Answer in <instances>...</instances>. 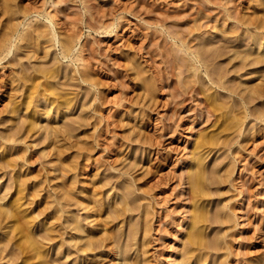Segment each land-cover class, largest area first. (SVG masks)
I'll return each instance as SVG.
<instances>
[{
    "label": "rangeland",
    "instance_id": "obj_1",
    "mask_svg": "<svg viewBox=\"0 0 264 264\" xmlns=\"http://www.w3.org/2000/svg\"><path fill=\"white\" fill-rule=\"evenodd\" d=\"M36 29L45 35L37 39L40 44L33 37L23 39V34ZM6 34H12L8 42L3 41ZM63 40L70 41L69 58L61 56ZM1 46L8 52L0 60V207L10 199L14 183L24 181L20 209L27 210L34 235L47 230L50 235L49 241L41 239L46 264H180V256L189 254L182 243L186 244L189 232L187 222L196 206L205 205L204 214L209 211L211 219L201 228L209 242L202 237L201 246L191 249L194 264H264V61L258 65L255 61L259 52L264 55V0H0ZM210 48L219 49L213 50L219 58L210 56ZM77 53L82 61H71ZM246 54L254 62L246 60L249 66L239 70L240 58ZM51 66L58 67L61 76L52 81L56 88L69 79L65 75H71L72 85L63 88L70 89L73 110L55 119L59 111L39 103L37 127L28 134L21 126L29 109L11 111L12 104L22 101V88L20 93L16 88L19 76ZM80 75L88 77L83 82ZM45 107L53 111L49 119H44ZM199 154L205 171L200 185L207 196L200 207L191 205L195 199H190L187 184L199 170ZM10 156L14 167L8 164ZM71 219H78L93 236L95 242L86 234L84 240L93 241L94 249L88 246L79 252L86 241L80 242L73 230L65 233ZM1 222L0 253L6 255L12 249L8 241L13 233L1 226L10 225L6 220ZM4 229L8 234L2 237ZM159 251L164 254L159 256ZM3 254L0 264H11L6 262L8 254Z\"/></svg>",
    "mask_w": 264,
    "mask_h": 264
},
{
    "label": "bare ground",
    "instance_id": "obj_2",
    "mask_svg": "<svg viewBox=\"0 0 264 264\" xmlns=\"http://www.w3.org/2000/svg\"><path fill=\"white\" fill-rule=\"evenodd\" d=\"M7 6H8V4H7ZM7 8V7H6ZM5 8V9H6ZM8 8H9V6H8ZM10 10V9H9ZM50 17V16H49ZM49 22L53 25V22H52V18L50 17V19H49ZM234 30V29H233ZM236 30V29H235ZM237 31V30H236ZM229 32V31H228ZM232 32H230V34H231ZM9 34V33H8ZM8 34H6L4 37H3V41L4 42H8V41H10V39H11V37H12V34H10V35H8ZM233 34V33H232ZM8 35V36H7ZM22 37H23V39H25V41H28L29 39H32V37H33V39H34V41H35V43H36V45H38V44H40L38 41H37V39L38 38H44L45 37V35L44 34H42V32L40 31V30H38V29H36L35 31H33V32H28L26 35H22ZM226 37V36H225ZM219 38H221V37H219ZM50 40H52V38H49ZM225 39V38H224ZM49 40V41H50ZM219 40V39H218ZM60 44H61V48H62V53H61V56H62V58H69V55L71 54V44H70V41H61L60 42ZM225 44V43H224ZM228 45V44H227ZM260 45V44H259ZM3 46H5V45H3ZM221 46V45H220ZM219 46V47H220ZM226 46V45H225ZM231 46V45H230ZM6 47V46H5ZM9 47V46H8ZM223 47V46H222ZM222 47L220 48V49H222ZM256 47H258V44H257V46ZM260 47V46H259ZM262 47V46H261ZM227 48H228V46H227ZM230 48H232V47H230ZM248 48V47H247ZM252 48V47H251ZM217 49V48H216ZM210 50H212L211 48H210ZM213 50H215V49H213ZM212 50V55H210V56H213L214 55V57H215V55L217 56L218 55V53H214L213 54V51ZM219 49H217V51L215 50V52H219L218 51ZM250 50V49H249ZM221 51V50H220ZM258 51V50H257ZM7 52H8V48H2V46L0 47V60H2V59H4L5 57H7ZM207 52H209L208 50H207ZM226 52H228L227 50H226ZM241 52V51H240ZM248 52V51H247ZM262 52V51H261ZM221 53V52H220ZM239 53V52H238ZM246 52H244V54H245ZM263 53V52H262ZM209 54H211V53H209ZM223 54H225L224 52H223ZM241 54V53H240ZM239 54V55H240ZM253 54H255V53H253ZM250 55H252V54H250ZM220 56V55H219ZM256 56V55H255ZM264 55H262L260 52H259V54L256 56V62H257V65L259 64L258 63V61H264V57H263ZM44 57H46V56H44ZM218 57V56H217ZM248 57H252L253 58V56H249V55H247L246 54V56H241V58L240 59H242L240 62V65H239V67H237L238 65L235 63L234 65H236V67L237 68H239V70L241 69V68H243V69H245V67H246V65L248 64V66H249V63H245V61L246 60H248V61H250L249 59H247ZM213 58V57H212ZM216 58V57H215ZM214 58V59H215ZM219 58V57H218ZM255 58V57H254ZM232 60H233V58H231ZM235 59V58H234ZM82 61V57H81V55L79 54V53H77V55L75 56V59H71V61ZM213 61V60H212ZM239 61V60H238ZM252 61H253V59L251 60V63H252ZM263 61L261 62V63H263ZM8 62H10V61H8ZM233 62H234V60H233ZM254 62V61H253ZM251 63H250V65H251ZM260 63V64H261ZM230 64L228 63V66H229ZM253 65L254 66H256L254 63H253ZM231 66H233L232 64H231ZM252 66V65H251ZM233 67H235V66H233ZM40 68V67H39ZM237 68H235V70H237ZM242 71V70H241ZM240 71V72H241ZM24 72H26V69H25V71ZM29 72V73H28ZM27 73H23V72H21V73H23L22 74V78H21V75L19 76V78H20V84L18 85V87H16V88H19L17 91L20 93V89H21V102H20V104L19 103H14V104H12L13 106H11L10 108L11 109H13V110H11V111H13V112H15V111H22L23 109H25V111L27 110V109H29V111L27 112V114H26V116L24 117V121H22V123L24 122H27V125L26 126H24L23 124H22V126L21 127H23L24 128V131H28V134L30 133L29 131H31V128H33L34 127V125H36V123H37V120H35L34 121V118L35 117H37V116H39V114H40V112L41 111H39V112H37V110L35 109V108H37L38 107V104L39 103H42V102H46V103H48V105L49 106H51V107H53L54 108V111L55 110H58L59 112H58V114H57V116L55 115L54 117H55V119H56V117H61L62 115H61V113H63V112H67V111H71V110H73L72 108H70V101H72V99L71 98H69V95L71 94V92H70V94L68 93L69 91L68 90H70V89H66L65 90V88H63V87H68V86H70V85H72V84H70V83H72V82H68L69 81V79H70V77H71V75H69V74H67V75H65V76H67V78H69L68 80H66V82L64 83V84H60L59 86L60 87H58V88H56L54 85H53V79H54V81L56 82V80L55 79H57V77H59L60 76V73H59V69H58V67H56V66H51V67H47V68H42V69H33V70H31V71H28ZM232 72V71H231ZM234 73H236L235 71H233ZM238 72V71H237ZM20 73V74H21ZM69 73V72H68ZM230 73V72H229ZM81 74H83L82 73V71H81ZM68 75L70 76V77H68ZM237 75V74H236ZM63 76V75H62ZM75 76V75H74ZM81 76V75H80ZM220 76V75H219ZM61 77V76H60ZM64 77V76H63ZM84 77V76H83ZM83 77L81 76V80L84 82L85 80L83 79ZM86 77H88V76H86ZM86 77H84L85 79H86ZM66 78V77H65ZM73 78V77H72ZM219 79V78H218ZM218 79H216V80H218ZM65 79H63V81H64ZM74 80H76V79H74ZM88 80H90V79H88ZM88 80H86V81H88ZM57 82H58V80H57ZM58 83H60V79H59V82ZM55 84V83H54ZM74 84V83H73ZM56 85H58V84H56ZM236 85H237V83H236ZM74 86V85H73ZM72 86V87H73ZM77 86V85H76ZM231 86V85H230ZM238 86V85H237ZM235 87V86H234ZM228 88H231V87H228ZM236 88V87H235ZM11 89V88H10ZM12 90H14V89H12ZM15 90V91H16ZM229 91H230V89H228ZM233 90H234V88L231 90L232 92H233ZM236 91V90H235ZM252 91V90H251ZM254 91V90H253ZM255 91H256V89H255ZM237 93V92H236ZM240 94V93H239ZM243 94V93H242ZM252 94H253V92H252ZM260 94V93H259ZM258 94V95H259ZM255 95V93L253 94V96ZM51 96V97H50ZM241 96V95H240ZM252 96V95H251ZM19 97H20V94H19ZM73 97H75V96H73ZM248 97H249V95H248ZM247 97V98H248ZM246 98V97H245ZM250 98V97H249ZM43 99V100H42ZM23 101H25V102H23ZM85 101V100H84ZM15 102H17V101H15ZM10 103V102H9ZM12 103V102H11ZM10 103V104H11ZM46 103H44L45 105H46ZM74 103H75V101H74ZM83 104V103H82ZM85 104V103H84ZM75 105V104H74ZM73 105V106H74ZM84 106V105H83ZM82 106V107H83ZM85 106H86V104H85ZM81 107V106H80ZM87 107V106H86ZM85 107V108H86ZM88 108V107H87ZM43 109V108H42ZM206 109V108H205ZM41 110V109H40ZM80 110H82V109H80ZM83 110H85V109H83ZM18 111V112H19ZM42 111H44V110H42ZM45 111H47L46 112V114H45V116H44V119H49L50 118V107H48L47 109H46V107H45ZM51 112H53V111H51ZM83 113H84V111H82ZM207 112V111H206ZM17 113V112H16ZM22 113H24L23 115H25V112H22ZM21 113V114H22ZM47 113H49V114H47ZM207 113H209V112H207ZM246 113V112H245ZM18 114V113H17ZM19 115V114H18ZM42 115V114H41ZM52 115V114H51ZM61 115V116H60ZM15 117V116H14ZM43 117V116H42ZM53 117V118H54ZM79 117H80V115H79ZM78 117V118H79ZM257 117H260V116H257ZM20 118V117H19ZM64 118V117H63ZM63 118H62V120H63ZM77 118V120H81V119H78ZM240 118V117H239ZM238 118V119H239ZM66 119V118H65ZM64 119V120H65ZM83 119V118H82ZM18 120V119H17ZM21 120H23L22 118H21ZM64 120H63V122H64ZM72 120V119H71ZM240 120V119H239ZM14 121V120H13ZM50 121V120H49ZM78 121V122H79ZM8 122H10V121H8ZM14 122H16V125H17V121L15 120ZM40 122V121H39ZM38 122V123H39ZM70 122V121H69ZM73 122L74 123H78V122H75V120H73ZM82 122V121H81ZM41 123V122H40ZM66 123V122H65ZM72 123V122H71ZM83 123V122H82ZM237 123V122H236ZM20 124V123H19ZM13 124H11V126H12ZM40 124H38V126H39ZM46 126H47V124H45ZM44 125V126H45ZM66 125V124H65ZM67 125H69V124H67ZM72 125V124H71ZM81 125H83V124H81ZM10 126V127H11ZM42 126V125H41ZM44 126H42L43 128H45ZM70 126V125H69ZM9 127V126H8ZM36 127H37V125H36ZM48 127V126H47ZM63 127H65L64 125H63ZM68 127V126H67ZM72 127H76V126H72ZM79 127V126H78ZM15 128H17V127H15ZM35 128V127H34ZM33 128V129H34ZM49 128H50V126H49ZM61 128V127H60ZM69 128V127H68ZM10 129V128H9ZM21 129V128H20ZM41 129V128H40ZM53 129V128H52ZM62 129H65V128H62ZM14 130V129H13ZM13 130H9V134H10V131H12V132H14ZM18 130V129H17ZM49 130H51V129H49ZM54 130V129H53ZM66 130H68V131H70L69 129H66ZM5 131V130H4ZM7 131H8V128H7ZM6 131V132H7ZM16 131V130H15ZM37 131V130H36ZM38 131H39V129H38ZM46 131V130H45ZM48 131V130H47ZM56 131V130H55ZM62 131V130H61ZM67 131V132H68ZM71 131H72V128H71ZM70 131V132H71ZM26 132H25V134H26ZM59 132H60V130H59ZM63 132H64V130H63ZM2 133V132H1ZM17 133H18V131H17ZM34 133V132H33ZM32 132H31V134H33ZM55 133V132H54ZM65 133V132H64ZM4 134V133H3ZM8 134V135H9ZM13 134V133H12ZM28 134H26L27 136H28ZM52 134H53V132H52ZM70 133H68V135H69ZM13 135H15V132H14V134ZM19 135V134H18ZM48 135H50V134H48ZM57 135V134H56ZM61 135V134H60ZM63 135V134H62ZM67 135V134H66ZM3 136V135H2ZM1 136V137H2ZM50 136H52V137H54L53 135H50ZM58 136H59V134H58ZM58 136L56 137V138H58ZM0 137V138H1ZM15 137V136H14ZM26 137V136H25ZM24 137V138H25ZM61 136H59V138H60ZM64 137V136H63ZM7 138V137H6ZM12 137H10V139H11ZM19 138V137H18ZM24 138H23V140H24ZM46 138H47V136H46ZM49 138V137H48ZM4 139V138H3ZM2 139V140H3ZM13 139V138H12ZM22 139V138H21ZM16 140V139H15ZM204 140V139H203ZM207 140V139H206ZM205 140V141H206ZM4 141H5V139H4ZM19 141H21V140H19ZM209 141V140H208ZM208 141L206 142V143H208ZM210 142H212V141H210ZM10 143V142H9ZM202 143V144H201ZM200 143V145H201V147H202V145L204 144L203 143V141ZM209 144H211V143H209ZM10 145V144H9ZM206 145V144H205ZM16 146V145H15ZM200 150H201V148L200 147H198ZM198 149V150H199ZM21 151H22V149H21ZM20 151V152H21ZM15 152V151H14ZM23 152V151H22ZM13 154V153H12ZM23 154V153H22ZM21 154V155H22ZM14 155V154H13ZM16 155V154H15ZM18 155V154H17ZM200 155V154H199ZM27 156V155H26ZM24 157V156H23ZM8 158V157H7ZM13 158V157H12ZM15 158V157H14ZM16 158L18 159V157L16 156ZM5 159H6V156H5ZM9 159V158H8ZM10 159H11V156H10ZM203 158H202V155H200L199 156V161H197L198 163H196L197 164V166H198V168H199V170H198V172L196 171V173L194 174V173H192V174H194V176L192 175H190V178H189V180L187 179V181L189 182H187V184L190 186H188L189 188H190V190H191V192H190V194H189V197H190V199H195L194 201L193 200H191V203H193V204H191V205H198L199 207H200V205H201V202L203 201V199H204V197H207V196H203L204 194H203V189H202V184L200 185V183H202L201 181H203V179H202V177H204L205 175H204V166H203V160H202ZM2 160H3V158H2ZM1 160V161H2ZM7 160V159H6ZM12 160L13 159H11V162H9V161H6L5 162V164L6 163H8V164H11L12 163ZM28 160V159H27ZM205 160V159H204ZM30 161V160H29ZM28 162V161H27ZM13 163H15L14 161H13ZM12 163V164H13ZM22 163V162H21ZM3 164H4V162H3ZM5 165L4 167H8L9 165ZM17 164V163H16ZM24 165V164H23ZM206 165V164H205ZM13 167H14V164L12 165ZM196 166V165H195ZM0 167L2 168L3 166H2V163L0 164ZM10 167H11V165H10ZM18 167V166H17ZM22 167V166H21ZM0 168V169H1ZM217 168V167H216ZM3 169V168H2ZM26 169V168H25ZM206 169V168H205ZM214 170H215V168H213ZM212 169V170H213ZM20 170H21V168H20ZM195 170V169H194ZM217 170V169H216ZM9 171V170H8ZM10 171H12V170H10ZM25 171V170H24ZM3 172V171H2ZM16 172H18V171H15V174H17ZM8 173H10V172H8ZM23 173V172H22ZM26 173V172H25ZM24 173V174H25ZM2 174V173H1ZM7 174V173H6ZM19 174V173H18ZM21 174V173H20ZM19 174V175H20ZM203 175V176H202ZM30 176V175H29ZM20 177V176H19ZM28 177V176H27ZM189 176H187V178H188ZM15 178V177H14ZM22 178V177H21ZM21 178H19L20 180H21ZM24 178V177H23ZM22 178V180H25V181H27L28 179H30V178H28L27 180L24 178L23 179ZM15 179H18V177L17 178H15ZM202 179V180H201ZM205 179V178H204ZM201 180V181H200ZM10 181V180H9ZM29 181V180H28ZM19 182H22V181H19ZM18 182V183H19ZM32 182V181H31ZM23 183H24V181H23ZM23 183H19V184H15L14 183V191H13V193L11 194V197H10V199L3 205V206H1L0 207V219H2V222H4V220H6L7 221V223L6 224H10L9 226H5V224H4V226L3 225H1L3 228H6V227H10L11 228V233H13V234H11V235H9L11 238H9L10 240L8 241V239H7V241H8V244H10L9 246H7V248L9 247V248H11V246H12V249H11V252H9V253H7L8 254V261H6V262H9V263H11V264H46L45 262H44V257H43V252L45 251V247H44V244H42V240H48L49 238V234L47 233L48 232V230H47V232L45 233V232H43L44 234H41V235H34V233L32 232V229H31V225H30V222H32L31 221V219H30V216L29 215H26L24 212L25 211H27V210H25L24 211V209H20V207L21 206H23L22 205V202H21V199H23L22 198V193H23V191H21V190H23V188L21 187L22 186V184ZM43 183V182H42ZM41 183V184H42ZM32 184V183H31ZM12 185V184H11ZM24 185V184H23ZM37 185V184H36ZM10 186V185H9ZM8 186V187H9ZM39 186V184L37 185V187ZM72 186V185H71ZM7 187V186H6ZM24 187V186H23ZM33 187H35V186H32L31 188H33ZM10 188V187H9ZM22 188V189H21ZM27 188V187H26ZM30 188V187H29ZM70 188H72V187H70ZM74 188V187H73ZM34 189V188H33ZM33 189H31L32 191H33ZM38 189V188H37ZM9 190V189H8ZM28 190V189H27ZM34 190H36V189H34ZM63 190V189H62ZM67 190H69V189H67ZM70 190H72V189H70ZM7 191V190H6ZM10 191H11V189H10ZM64 192H65V190H63ZM31 192V191H30ZM34 192H36V191H34ZM71 192V191H70ZM6 193V192H5ZM8 193H9V191H8ZM33 193V192H32ZM38 193H39V191H38ZM67 193V192H66ZM207 193H208V191H207ZM28 194V193H27ZM34 194V193H33ZM60 194V193H59ZM65 194V193H64ZM73 194V193H72ZM6 195V194H5ZM8 195V194H7ZM29 195V194H28ZM53 195V194H52ZM61 195V194H60ZM67 195V194H66ZM76 195V194H75ZM75 195H73V197L71 196V195H69V196H71L72 198H74V196ZM30 196H32V195H30ZM36 196V195H35ZM55 196V195H54ZM64 196V195H63ZM79 196V195H78ZM24 197V196H23ZM29 197V196H28ZM34 197V196H33ZM57 197V196H56ZM58 197H59V195H58ZM57 197V198H58ZM77 197V196H76ZM209 197V196H208ZM0 198H2V196L0 197ZM3 198H5V197H3ZM25 198H26V196H25ZM30 198H32V197H30ZM61 198H62V195H61ZM67 198H69L68 196H67ZM66 198V199H67ZM123 198V197H122ZM122 198H120V199H122ZM210 198V197H209ZM59 199V198H58ZM64 199V198H63ZM71 199V198H70ZM77 199V198H76ZM75 199V200H76ZM95 199V198H94ZM4 200V199H3ZM25 200V199H24ZM67 200H69V199H67ZM66 200V201H67ZM72 200V199H71ZM70 200V201H71ZM75 200H74V202H75ZM82 200V199H81ZM187 200V199H186ZM28 201V200H27ZM31 201V200H30ZM56 201V200H55ZM58 201H60V200H58ZM64 201V200H63ZM69 201V202H70ZM83 201V200H82ZM122 201V200H121ZM193 201V202H192ZM32 202V201H31ZM30 202V203H31ZM74 202H72L73 203V205H74ZM78 202V201H77ZM97 202H98V200H97ZM99 202H100V200H99ZM188 202V201H187ZM190 202V201H189ZM24 203V202H23ZM29 203V204H30ZM65 203V202H64ZM79 203V202H78ZM78 203H76V204H78ZM124 203V202H123ZM122 203V204H123ZM210 203V202H209ZM27 204H28V202H27ZM55 204V203H54ZM66 204V203H65ZM70 204V203H69ZM99 204H101V203H99ZM205 204H207L208 205V202L207 203H205ZM204 204V205H205ZM26 205V204H25ZM60 205H63V203L62 204H60ZM59 205V206H60ZM79 205V204H78ZM78 205H76V206H78ZM112 205V204H111ZM129 205V204H128ZM127 205V206H128ZM202 205H203V203H202ZM64 206V205H63ZM66 206V205H65ZM68 207L70 206V205H67ZM75 206V207H76ZM143 206V205H142ZM206 206V205H205ZM203 207V209H200V208H197V206H196V209H193V215H191L190 217V221H188L187 223V229L189 230V232H188V235H187V237H186V244L184 243V242H182L186 247H188L185 251H187V253H189V254H186V252H184V254L186 255L185 257H187V258H185L184 256H180V258H182L181 260L178 258V260H180V264H194V260L192 261L191 259L192 258H194L193 256H192V254L194 253L191 249H193L194 248V246H198L200 243V241H201V239L203 240V238H204V242H209V241H205V237H203V235H202V233H203V230H202V225H204V223H206L205 221H207V218L209 217V215H210V212L208 211V216L206 217V214H204V210H205V208L207 207ZM29 207V206H28ZM53 207H56V205L55 206H53ZM61 207V206H60ZM74 207V206H73ZM79 207V206H78ZM77 207V208H78ZM190 207H192V206H190ZM195 207V206H194ZM51 208V207H50ZM114 208V207H113ZM117 208V207H116ZM120 208V207H119ZM125 209L127 208V207H124ZM46 209V208H45ZM57 209V208H56ZM55 209V210H56ZM65 210L67 209V208H64ZM98 209V208H97ZM118 209V208H117ZM121 209V208H120ZM130 209V208H129ZM149 209V208H148ZM207 210H208V208H206ZM58 210H59V208H58ZM69 210H70V208H69ZM99 210V209H98ZM112 210V209H111ZM119 210V209H118ZM144 210V209H143ZM143 210H142V212H143ZM147 210V209H146ZM206 210V211H207ZM54 211V210H53ZM60 211V210H59ZM59 211L57 212V213H59ZM110 211V210H109ZM115 211H117V210H114V212ZM121 211H123L122 209H121ZM129 211V210H128ZM191 211H192V209H191ZM34 212V211H33ZM33 212H32V215H33ZM39 212V211H38ZM38 212H36V213H38ZM43 212H45V211H43ZM43 212L41 211V213L43 214ZM50 212V211H49ZM69 211H67V213H68ZM126 213H127V211H125ZM150 212V211H149ZM24 213V214H23ZM41 213H39L40 215H42ZM56 213V212H55ZM65 213V212H64ZM117 213V212H116ZM151 213H152V211H151ZM191 213V212H190ZM48 214V213H47ZM53 214V213H52ZM62 214V213H61ZM120 214H121V212H120ZM145 214H149L148 213V211L147 212H145ZM187 214H189V212L187 213ZM30 215H31V212H30ZM49 215V214H48ZM59 215V214H58ZM72 215V214H71ZM112 215V214H111ZM114 215H115V213H114ZM113 215V216H114ZM118 215H119V213H118ZM122 215L123 214H121L120 216L122 217ZM142 216H143V214H141ZM34 216H36V215H34ZM53 216V215H52ZM56 216V215H55ZM61 216V215H60ZM151 216H152V214H151ZM164 216V215H163ZM69 217H70V215H69ZM115 217V216H114ZM119 217V216H118ZM117 217V218H118ZM148 217V216H147ZM161 217V216H160ZM32 218V217H31ZM49 218V217H48ZM60 218V217H59ZM109 218H112V217H110L109 216ZM143 218V217H142ZM206 218V219H205ZM63 219H64V217H63ZM108 219V218H107ZM116 219V218H115ZM115 219H111V220H115ZM139 219V218H138ZM146 219V218H145ZM145 219H143L144 221H145ZM153 219V218H152ZM164 219V218H163ZM171 219V218H170ZM211 219V217L210 218H208V221ZM33 220H35V218L33 219ZM57 219H55V221H56ZM111 220L109 219V222H111ZM147 220V219H146ZM149 220H150V218H149ZM39 221V220H38ZM51 221H52V219H51ZM63 221V220H62ZM65 221V220H64ZM63 221V222H64ZM71 221L73 222V220L71 219ZM70 221V222H71ZM79 220L77 219V222H78ZM101 221H104V220H101ZM105 221H106V218H105ZM104 221V222H105ZM116 221V220H115ZM165 221V220H164ZM171 221H172V219H171ZM212 221V220H211ZM2 222H1V224H2ZM62 222V223H63ZM66 222H67V220H66ZM69 222V221H68ZM67 222V226H65V224H63L64 226V230H66L65 231V233L68 231V230H73V231H75V234H77L78 233V236H77V238L79 239V241H80V239H81V241H83L84 240V238H85V234H86V237L88 236H90L89 237V240L90 239H92L93 240V238H91V237H93V236H91V234H88L87 232H86V230L84 229V227H83V225H81V224H79V223H77L76 221H74L73 223H71V225L69 224ZM108 222V223H109ZM145 222H147V221H145ZM168 222V221H167ZM166 222V223H167ZM202 222H204L203 224H202ZM5 223V222H4ZM44 223V222H43ZM50 223H52V222H50ZM49 223V224H50ZM58 223V222H57ZM56 223V224H57ZM106 223V222H105ZM105 223L103 224L104 226H105ZM157 223H159V222H157ZM161 223V222H160ZM172 223V222H171ZM139 224H141V223H139ZM146 224V223H145ZM145 224H143V226L145 225ZM148 224H150V223H148ZM148 224H146V225H148ZM162 224H164L163 222H162ZM37 225H38V223H37ZM48 225V224H47ZM54 225V224H53ZM74 225V226H73ZM206 225V224H205ZM207 225H210V224H207ZM206 225V226H207ZM71 226V227H70ZM108 226V225H107ZM130 226V225H129ZM138 226V225H137ZM142 226V225H141ZM159 226L160 225H158V228H159ZM175 226V225H174ZM177 226H179V225H177ZM13 227V228H12ZM33 227V226H32ZM38 227V226H37ZM40 227V226H39ZM41 227H44V225L43 226H41ZM47 227V226H46ZM52 227V226H51ZM57 227H58V225H57ZM56 227V228H57ZM115 227V226H114ZM151 227V226H150ZM155 227V226H154ZM161 227V226H160ZM189 227V228H188ZM202 227V228H201ZM34 228V227H33ZM36 228V227H35ZM53 228V227H52ZM61 228V227H60ZM111 228V227H110ZM132 227L130 226V228L129 229H131ZM145 228H147V226H145ZM149 228V227H148ZM147 228V229H148ZM205 228V227H204ZM50 229V228H49ZM146 229V230H147ZM151 229V228H150ZM186 229V230H187ZM9 230V229H8ZM40 230V229H39ZM52 230V229H51ZM60 230V229H59ZM135 232H137L135 229H133ZM158 230V229H157ZM168 230V229H167ZM205 230H207V229H205ZM44 231V230H43ZM46 231V230H45ZM55 231V230H54ZM53 231V232H54ZM111 231V230H110ZM109 231V232H110ZM117 231V230H116ZM143 231H145L144 230V228H143ZM151 231V230H150ZM155 231V230H154ZM9 232V231H8ZM41 232H42V230H41ZM40 232V233H41ZM49 232H51V231H49ZM107 232V231H106ZM108 232V233H109ZM112 232V231H111ZM110 232V233H111ZM119 232V231H118ZM122 231H120V233H121ZM130 232L132 233V230H130ZM145 232H147V231H145ZM158 232V231H157ZM160 232V231H159ZM162 232V231H161ZM160 232V233H161ZM204 232H206V231H204ZM209 232V231H208ZM39 233V232H38ZM37 233V234H38ZM55 233V232H54ZM62 233H64V231L62 232ZM113 233V232H112ZM120 233H118L119 235H120ZM134 233V232H133ZM155 233V232H154ZM159 233V234H160ZM164 233H165V231H164ZM167 233V232H166ZM6 234H8L7 233V230H5L4 229V231H3V234H2V237H3V235H6ZM9 234H10V232H9ZM74 234V233H73ZM81 234H83V235H81ZM122 234V233H121ZM147 234V233H146ZM168 234V233H167ZM166 234V235H167ZM176 234H177V232H176ZM210 234V233H209ZM52 235V234H51ZM67 235V234H66ZM71 235V234H70ZM103 235V234H102ZM101 235V236H102ZM128 238H130V236H129V231H128ZM133 235H135V234H133ZM145 235V234H144ZM205 235H206V233H205ZM8 236V235H7ZM34 236H38V237H40V241L38 240H36L35 239V237ZM53 236V235H52ZM51 236V238H53ZM111 236H113L112 234H111ZM149 236V235H148ZM148 236H147V238H148ZM164 236V235H163ZM65 237V236H64ZM75 237V236H74ZM103 237V236H102ZM114 237H115V235H114ZM152 237V236H151ZM154 237V236H153ZM159 237V236H158ZM184 237V236H183ZM182 237V238H183ZM203 237V238H202ZM207 237V236H206ZM4 238H6V237H4ZM8 238V237H7ZM50 238V239H51ZM56 238H57V236H56ZM69 238V237H68ZM76 238V239H77ZM104 238H106V237H104ZM116 238V237H115ZM143 238H144V236H143ZM146 238V237H145ZM157 238V237H156ZM208 238V237H207ZM206 238V239H207ZM42 239V240H41ZM54 239V238H53ZM71 239V238H70ZM69 239V240H70ZM72 239H74V238H72ZM71 239V240H72ZM77 239V240H78ZM86 239V238H85ZM99 239V238H98ZM103 239V238H102ZM112 239H113V237H112ZM111 239V240H112ZM118 239H120V238H118ZM118 239H116V240H118ZM159 239H160V237H159ZM52 240V239H51ZM55 240V239H54ZM59 240V239H58ZM68 240V239H67ZM66 240V241H67ZM68 240V241H69ZM107 240H108V238H107ZM128 240V241H127ZM149 240V238L147 239V241ZM158 240V239H157ZM207 240H209V239H207ZM2 241H3V238H2ZM7 241L5 242V243H7ZM49 241V240H48ZM78 241V242H79ZM80 241V242H81ZM84 241H86V242H84ZM83 242V244L82 245H84L82 248L81 247H78V248H81L80 250H79V252H81V251H84V249H86V248H84V247H88V246H92L93 245V243L95 242L94 240V242L93 241H87V240H84ZM100 241H101V239H100ZM106 241V240H105ZM104 241V242H105ZM110 241V240H109ZM143 241H144V239H143ZM154 241V240H153ZM170 241V240H169ZM184 241V240H183ZM0 242H1V240H0ZM11 242V243H10ZM61 242H63V241H61ZM65 242V241H64ZM72 242V241H71ZM71 242H69L70 244H71ZM75 242V241H74ZM73 242V243H74ZM77 242V243H78ZM114 242V241H113ZM112 242V243H113ZM117 241H115V243H116ZM126 242H129V239H126ZM132 242V241H131ZM151 242V241H150ZM87 243V244H86ZM97 243V242H96ZM101 243V242H100ZM103 243V242H102ZM114 243V244H115ZM133 243V242H132ZM149 243V242H148ZM160 243V242H159ZM166 243V242H165ZM51 244V243H50ZM95 244V243H94ZM98 244V243H97ZM96 244V245H97ZM106 244V243H105ZM117 244V243H116ZM126 244H128V243H126ZM125 244V245H126ZM179 244V243H178ZM202 244V243H201ZM201 244H200V246H201ZM209 244V243H208ZM208 244H207V246H208ZM49 245V244H48ZM74 245H76V244H74ZM109 245V244H108ZM119 245H121V244H119ZM146 245H148L147 243H146ZM163 245V247H164V244H162ZM203 245H206V244H203ZM47 246V245H46ZM71 246V245H70ZM100 246V245H99ZM99 246H97L98 248H99ZM102 246V245H101ZM117 246V245H116ZM124 246V245H123ZM127 246V245H126ZM142 246H144L143 245V243H142ZM156 246V245H155ZM181 247H182V245H180ZM184 246V247H185ZM3 248H4V245L2 246ZM14 247V248H13ZM68 247V246H67ZM94 246H92V248H93ZM96 247V246H95ZM104 247V246H103ZM115 247V246H114ZM119 247V246H118ZM121 247V246H120ZM128 247V246H127ZM135 247H137L136 246V244L134 245V248ZM157 247V246H156ZM162 247V246H161ZM162 247V248H163ZM165 247H167V246H165ZM164 247V248H165ZM179 247V246H178ZM185 247V248H186ZM6 248V247H5ZM72 248V247H71ZM75 248V247H74ZM77 248V247H76ZM98 248H96V249H98ZM130 249H132L131 248V246L129 247ZM128 248V249H129ZM184 248V249H185ZM198 248V247H197ZM201 248V247H200ZM207 248V247H206ZM209 248H211L210 247V244H209ZM68 249V248H67ZM66 249V250H67ZM90 249V248H89ZM94 249V248H93ZM92 249V250H93ZM100 249V248H99ZM121 249V248H120ZM128 249H126L127 251H129ZM158 249H159V247H158ZM180 249H183V248H180ZM196 249V248H195ZM194 249V250H195ZM203 249V246H202V248H201V250ZM212 249V248H211ZM6 250H9V249H6ZM50 250V249H49ZM74 251H75V249H73ZM86 250H88V249H86ZM118 251H119V249H117ZM116 250V251H117ZM157 250V249H156ZM197 250V249H196ZM2 251V250H1ZM4 251V250H3ZM117 251V252H118ZM178 251V250H177ZM182 251H184V250H182ZM191 251V252H190ZM199 251V250H198ZM197 251V252H198ZM209 251V250H208ZM47 252V251H46ZM76 252V251H75ZM92 252H94V251H92ZM122 252V251H121ZM124 257H127L125 254H126V251L124 250ZM163 252V251H162ZM161 252V253H162ZM193 252V253H192ZM196 252V251H195ZM200 252V251H199ZM204 252H205V250H204ZM60 253H63V252H60ZM66 253V252H65ZM69 253H71V251L69 252ZM77 253V252H76ZM82 253V252H81ZM90 253V252H89ZM120 253V252H119ZM123 253V252H122ZM121 253V254H122ZM140 253V252H139ZM138 253V254H139ZM160 253V251L158 252V253H156V254H159ZM160 253V254H161ZM180 253H181V251H180ZM201 253V252H200ZM203 253V252H202ZM0 254H3V252L2 253H0ZM7 254L5 255V254H3V255H5V256H7ZM55 254H57V251H56V253ZM72 254V253H71ZM137 254V255H138ZM141 254V253H140ZM160 254H159V256H160ZM163 254H164V252H163ZM196 254H199V253H195V255ZM2 255V256H3ZM41 255V256H40ZM44 255H46V254H44ZM66 255H67V253H66ZM66 255H64V256H66ZM74 255H76L75 253H74ZM88 255V254H87ZM123 255V254H122ZM1 256V255H0ZM47 256H48V254H47ZM62 256V255H61ZM68 256V255H67ZM66 256V257H67ZM129 256V255H128ZM155 256V255H154ZM188 256H189V259H190V257H191V259L189 260L188 259ZM46 257V256H45ZM49 257V256H48ZM48 257L46 258V259H48ZM55 257V256H54ZM78 257V256H77ZM82 257V256H81ZM85 257V256H84ZM157 257V256H156ZM162 257V256H161ZM197 257H198V255H197ZM263 257V256H262ZM73 258V257H72ZM74 258H76V256L74 257ZM79 258V257H78ZM83 258V257H82ZM153 258V257H152ZM159 258V257H158ZM163 258V257H162ZM161 258V259H162ZM35 259H39V261L37 260L36 262H35ZM50 260L49 261H53V259H52V257L51 258H49ZM52 259V260H51ZM65 259V258H64ZM67 259V258H66ZM84 259V258H83ZM125 258H123V260H124ZM127 259V258H126ZM129 259V258H128ZM177 259V258H176ZM187 259V260H186ZM4 260V259H3ZM58 260H59V258H58ZM82 260V259H81ZM137 260V259H136ZM160 260V259H159ZM195 260H198V259H195ZM134 261V260H133ZM145 261V260H144ZM156 261V260H155ZM162 261V260H161ZM56 261H54L53 263H55ZM65 262H66V260H65ZM129 262V261H128ZM137 262V261H136ZM139 262V261H138ZM137 262V263H138ZM158 262H160V261H158ZM174 262H177L176 260H174ZM202 262V261H201ZM48 263V262H47ZM85 263V262H84ZM133 263V262H132ZM135 263V262H134ZM162 263V262H161ZM160 263V264H161ZM196 264H199L200 262H195ZM222 263V262H221ZM50 264V263H49ZM56 264V263H55ZM58 264H60V263H58ZM62 264V263H61ZM63 264H64V261H63ZM73 264V263H72ZM74 264H76V263H74ZM82 264V263H81ZM158 264V263H157ZM170 264V263H169ZM176 264H179V262L178 263H176Z\"/></svg>",
    "mask_w": 264,
    "mask_h": 264
}]
</instances>
